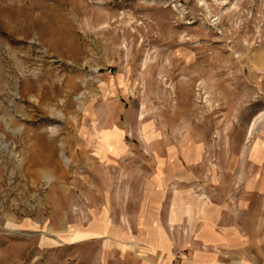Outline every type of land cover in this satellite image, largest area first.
Returning <instances> with one entry per match:
<instances>
[{"label": "rangeland", "instance_id": "obj_1", "mask_svg": "<svg viewBox=\"0 0 264 264\" xmlns=\"http://www.w3.org/2000/svg\"><path fill=\"white\" fill-rule=\"evenodd\" d=\"M0 264H264V0H0Z\"/></svg>", "mask_w": 264, "mask_h": 264}]
</instances>
